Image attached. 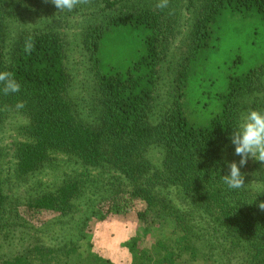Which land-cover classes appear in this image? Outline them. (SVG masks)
<instances>
[{
	"label": "trees",
	"instance_id": "1",
	"mask_svg": "<svg viewBox=\"0 0 264 264\" xmlns=\"http://www.w3.org/2000/svg\"><path fill=\"white\" fill-rule=\"evenodd\" d=\"M156 3L90 0L69 12L51 0H0V71L21 85L0 92V131L9 124L25 136L9 174L0 145V264H111L82 256L79 243L92 219L128 218L122 199L138 207L129 264H264V162L240 167L241 189L222 179L240 160L231 132L248 110H264V62L228 79L206 125L184 112L211 25L224 11L264 23V0ZM112 28L135 30L144 49L106 74L98 52ZM22 208L56 216L34 230Z\"/></svg>",
	"mask_w": 264,
	"mask_h": 264
},
{
	"label": "rangeland",
	"instance_id": "2",
	"mask_svg": "<svg viewBox=\"0 0 264 264\" xmlns=\"http://www.w3.org/2000/svg\"><path fill=\"white\" fill-rule=\"evenodd\" d=\"M253 13L224 11L211 25L207 47L202 49L192 65L188 84L184 90V112L188 121L195 127L207 124L218 106V97L225 92L230 77L241 76L249 69L264 62V23ZM133 29L112 28L105 32L98 52L100 70L103 73H123L143 51L141 38ZM21 117L17 114L16 118ZM13 121V120H12ZM24 119L18 120L20 124ZM25 140L19 129L7 125L0 131V145L5 153V170L11 171L12 153L16 141ZM64 160H68L66 157ZM16 174V173H13ZM11 176H13L11 174ZM22 186L18 188L23 195ZM117 210L128 212V218H108L90 221L89 230L80 240L82 256L97 255L111 264H129L132 256L124 243L135 234L137 222L131 217L138 209L131 202L122 199ZM21 215L37 229L46 220L54 219L50 212H34L21 209ZM33 230V229H32ZM36 235V234H35Z\"/></svg>",
	"mask_w": 264,
	"mask_h": 264
},
{
	"label": "clouds",
	"instance_id": "3",
	"mask_svg": "<svg viewBox=\"0 0 264 264\" xmlns=\"http://www.w3.org/2000/svg\"><path fill=\"white\" fill-rule=\"evenodd\" d=\"M90 0H51V3L60 11L71 12L77 5L87 4ZM169 0H157L158 9H165ZM34 41L29 37L25 41L24 51L30 54L34 49ZM21 85L10 71H0V92L5 96L20 92ZM25 107V101L18 100L15 104L17 110ZM231 143L235 146L234 153L240 157L239 162H228V175H222L223 182L229 189H241L245 186L244 175L240 167L247 163L248 158L264 162V110L250 109L243 116L235 130L231 132ZM258 207L264 210V202Z\"/></svg>",
	"mask_w": 264,
	"mask_h": 264
}]
</instances>
